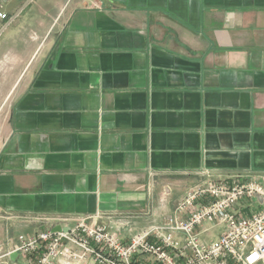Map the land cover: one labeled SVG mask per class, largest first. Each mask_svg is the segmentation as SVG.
I'll return each mask as SVG.
<instances>
[{"label": "crops", "instance_id": "crops-1", "mask_svg": "<svg viewBox=\"0 0 264 264\" xmlns=\"http://www.w3.org/2000/svg\"><path fill=\"white\" fill-rule=\"evenodd\" d=\"M0 12L2 249L79 218L127 241L204 175L264 189V0H0Z\"/></svg>", "mask_w": 264, "mask_h": 264}, {"label": "built area", "instance_id": "built-area-1", "mask_svg": "<svg viewBox=\"0 0 264 264\" xmlns=\"http://www.w3.org/2000/svg\"><path fill=\"white\" fill-rule=\"evenodd\" d=\"M0 19H7L6 14L0 12ZM202 177L183 191L170 215L127 241L105 223L79 218L67 230L20 235L10 250L0 246V262L16 252L21 257L39 253L34 264H58L60 259L81 264H264L262 186L240 176ZM246 201L250 212L237 214V205ZM0 218L11 216L0 211ZM213 229H218L216 238H203Z\"/></svg>", "mask_w": 264, "mask_h": 264}, {"label": "water", "instance_id": "water-1", "mask_svg": "<svg viewBox=\"0 0 264 264\" xmlns=\"http://www.w3.org/2000/svg\"><path fill=\"white\" fill-rule=\"evenodd\" d=\"M17 256H18V255H17L16 252L9 254V258H10V259H13L14 257H17Z\"/></svg>", "mask_w": 264, "mask_h": 264}, {"label": "rangeland", "instance_id": "rangeland-1", "mask_svg": "<svg viewBox=\"0 0 264 264\" xmlns=\"http://www.w3.org/2000/svg\"><path fill=\"white\" fill-rule=\"evenodd\" d=\"M3 111H4L3 109L0 111V116L4 114V112H3ZM254 206H255V208L259 209V207H258V206H256L255 204H254ZM212 233H213V232H212Z\"/></svg>", "mask_w": 264, "mask_h": 264}]
</instances>
